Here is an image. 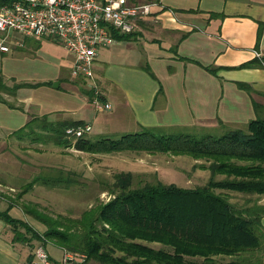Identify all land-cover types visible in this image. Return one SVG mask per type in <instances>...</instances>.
Returning <instances> with one entry per match:
<instances>
[{"label":"trees","instance_id":"trees-1","mask_svg":"<svg viewBox=\"0 0 264 264\" xmlns=\"http://www.w3.org/2000/svg\"><path fill=\"white\" fill-rule=\"evenodd\" d=\"M144 1L159 3L160 0ZM6 3L8 0H0V7ZM132 34L114 32L113 36L121 40L129 39ZM261 59L238 67L262 66L264 56ZM205 69L214 73L209 67ZM145 70L154 77L148 67ZM25 84L36 88L52 82ZM237 86L248 87L241 82ZM80 89L92 97V91ZM0 90L6 92L4 86ZM0 102L13 108L1 95ZM252 107L254 118L247 122L246 129H230L216 135L184 128L164 131L161 127L144 126L135 132L99 134L92 138L84 133L75 137L68 135L66 128L82 126L84 121L48 122L44 120L45 115L35 117L11 134L35 141L39 139L37 133L44 130L54 144L89 153L128 150L186 154L209 161L206 167L210 178L205 185L194 188L161 181L134 186V174L120 171L106 186L111 197L85 209L78 217L50 215L29 202L22 204L24 218L13 217L9 213L12 206L8 205L0 210V220L9 225L12 242L49 239L63 249L84 254V261L76 264L90 261L99 264H263L264 228L260 219L264 216V205L258 203L237 209L225 194L214 192L220 189L264 195V105L252 101ZM216 173L224 174L225 178L212 180ZM75 175L73 171L53 169L34 176L26 189L38 182L47 187L69 188L78 185ZM25 217L41 224L42 230L34 228ZM150 242L164 247L146 244Z\"/></svg>","mask_w":264,"mask_h":264},{"label":"crops","instance_id":"crops-1","mask_svg":"<svg viewBox=\"0 0 264 264\" xmlns=\"http://www.w3.org/2000/svg\"><path fill=\"white\" fill-rule=\"evenodd\" d=\"M158 4L150 17L138 21L129 39L115 40L111 59L98 58L105 48L99 50L95 59L105 63L104 67H94L95 74L104 75L120 89L118 101L122 109L117 115L120 126L132 125L138 131L144 126L186 128L216 119L237 123L254 118L252 101L264 105V65L238 66L254 59L261 61L264 56V0H160ZM10 36L13 41L23 38L22 45L16 46L24 48L26 36L16 33ZM40 46V43L29 45L27 54L34 56ZM19 53L26 52H0V71L4 77H7L4 63ZM205 67L213 69L214 73ZM59 73L45 81L52 82ZM237 82L247 84V89L239 88ZM40 87L45 96L35 103L27 98L26 102L21 100L24 108L14 105L10 108L0 102V128L5 129V133L0 131V143L6 142L14 130L9 122V118L14 117L12 113L24 116L21 127L27 121L30 104L40 115L58 113L64 119L90 124L88 106L91 103L75 87V94L67 88L72 96L62 102L51 96L50 89L56 88L52 84L37 88ZM106 91L104 89V97L100 99L110 104ZM110 97L116 98L115 95ZM259 203L264 205V199ZM0 205L6 207L4 200L0 199ZM260 222L264 228V216ZM34 242H12L9 225L0 220V264H30ZM49 245L50 248L45 249L57 263L63 248L54 243Z\"/></svg>","mask_w":264,"mask_h":264},{"label":"rangeland","instance_id":"rangeland-1","mask_svg":"<svg viewBox=\"0 0 264 264\" xmlns=\"http://www.w3.org/2000/svg\"><path fill=\"white\" fill-rule=\"evenodd\" d=\"M1 36L2 34L0 33ZM21 40L23 38L19 42ZM14 41L11 37L8 40L10 52L23 51L26 52V55L19 53L18 56L4 63L3 69L7 77H4L0 71V88L1 86L6 88V92L0 90V95L10 100V104L24 108L26 106L21 100L27 98L31 100V103L40 100L42 96H45L43 89L36 87L37 89H34V91L28 90V85L25 83L53 79L52 77L60 71L58 77L52 80V83H58L54 86L56 88L50 89L51 96H54L58 102L70 99L72 95L67 93L68 88L74 94L75 90H77L87 102L91 103L88 106L90 124H84L91 126L90 132L88 134L86 132L90 138L100 133L119 134L121 132H133L137 130L132 125L120 126L121 124H119L120 119L117 115L118 111L122 109L118 101L121 98L119 87L114 82L111 83L104 75L95 74L96 69L94 70V67H102V65L104 67L105 63L95 60L91 78L72 77L69 69L72 65L73 55L62 45L52 40L50 41V39L44 40V38L27 37L24 48H18L13 44ZM35 43H40L41 46L34 56H30L27 54L28 50L26 49L29 45ZM116 43L115 41L111 47L109 46L110 48L104 47L105 49L101 50L98 58L100 60L105 59L106 61L108 60L106 58L111 59L112 50ZM80 88H83L85 92L92 91V97L84 92L82 93ZM104 89L107 90L106 97L110 101L111 108L98 110L95 108L96 102L102 106L106 103L100 99L101 96L104 97ZM27 92L31 94H27ZM110 95H115L116 100L111 98ZM27 109H29L27 111V121L35 117L40 118L43 115H45L44 120L48 122L64 119L63 115L58 113L40 115L39 110L32 104L27 106ZM12 114L14 117L9 118L10 128L16 130L20 127L19 124L24 119V116L18 112H13ZM247 122L243 120L237 123H224L220 119H216L215 121L184 129L216 135L230 129L244 130L246 129ZM182 129L164 128V131ZM35 130L39 131L40 129L37 128ZM0 131L5 133L4 128H0ZM39 132L36 135V137L39 136V139L35 141H31L29 137L17 138L16 135L10 133L7 136L6 142L0 143V199L4 200L6 207L8 205L12 206L9 213L13 217L23 218L22 204L29 202L36 203L41 210L50 215L64 214L78 217L85 209L101 201L104 202L111 197L107 190H105L106 186H109L114 181V174L120 171H129L134 174V186L144 182L161 181L165 184L173 183L179 187L194 188L205 185L210 178V170L206 167L209 161H206L204 158H193L186 154L176 155L168 152L149 153L128 150L111 153H89L70 147L58 146L47 139L48 133L46 131L40 130ZM53 169L75 172L78 185L60 188L47 187L38 182L31 188L26 189L27 183L34 176L53 171ZM212 178L214 181L221 180L225 178V175L216 173L212 175ZM214 192L225 194L237 209L244 208L247 205L253 206L264 199L263 195L257 194L247 195L245 193L220 189H214ZM6 207L0 205V210ZM25 219L37 230H42L41 224H38L29 217H25ZM43 240H35L31 247L35 248L41 244L44 248L47 246L48 249L50 248L49 244L54 243L49 239ZM146 244L154 248L164 247L156 242ZM59 261L55 263L52 260L53 264H59ZM88 264L99 263L90 261Z\"/></svg>","mask_w":264,"mask_h":264},{"label":"built area","instance_id":"built-area-1","mask_svg":"<svg viewBox=\"0 0 264 264\" xmlns=\"http://www.w3.org/2000/svg\"><path fill=\"white\" fill-rule=\"evenodd\" d=\"M159 7L156 2L130 0H8L0 7V52H8L12 33L46 38L62 45L73 55L72 77L91 78L93 63L100 49L115 42L114 32L131 33L138 21L150 17ZM12 38V37H11ZM21 46V42L14 41ZM96 109H108L109 103H95ZM89 124L69 127L68 135L89 132ZM85 255L63 249L59 264L81 263ZM30 264H53L43 245L34 248Z\"/></svg>","mask_w":264,"mask_h":264},{"label":"water","instance_id":"water-1","mask_svg":"<svg viewBox=\"0 0 264 264\" xmlns=\"http://www.w3.org/2000/svg\"><path fill=\"white\" fill-rule=\"evenodd\" d=\"M57 83H58V82H54V83H52V86H56V85H57Z\"/></svg>","mask_w":264,"mask_h":264}]
</instances>
